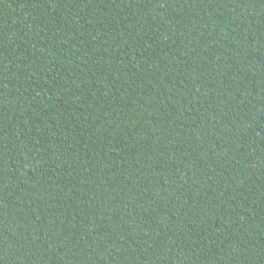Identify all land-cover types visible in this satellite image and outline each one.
Wrapping results in <instances>:
<instances>
[{"label": "trees", "instance_id": "1", "mask_svg": "<svg viewBox=\"0 0 264 264\" xmlns=\"http://www.w3.org/2000/svg\"><path fill=\"white\" fill-rule=\"evenodd\" d=\"M0 264H264V0H0Z\"/></svg>", "mask_w": 264, "mask_h": 264}]
</instances>
